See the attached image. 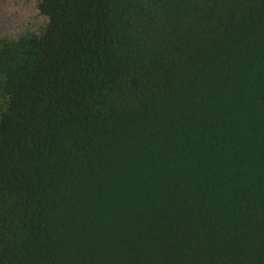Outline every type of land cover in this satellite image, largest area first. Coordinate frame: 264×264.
<instances>
[{"label": "trees", "instance_id": "1", "mask_svg": "<svg viewBox=\"0 0 264 264\" xmlns=\"http://www.w3.org/2000/svg\"><path fill=\"white\" fill-rule=\"evenodd\" d=\"M0 26V264H264V0H38Z\"/></svg>", "mask_w": 264, "mask_h": 264}, {"label": "rangeland", "instance_id": "2", "mask_svg": "<svg viewBox=\"0 0 264 264\" xmlns=\"http://www.w3.org/2000/svg\"><path fill=\"white\" fill-rule=\"evenodd\" d=\"M47 17L40 14L37 0H0V26L3 36H17L26 29L38 31Z\"/></svg>", "mask_w": 264, "mask_h": 264}, {"label": "flooded vegetation", "instance_id": "3", "mask_svg": "<svg viewBox=\"0 0 264 264\" xmlns=\"http://www.w3.org/2000/svg\"><path fill=\"white\" fill-rule=\"evenodd\" d=\"M37 8H38V0H37ZM38 10H39V8H38Z\"/></svg>", "mask_w": 264, "mask_h": 264}]
</instances>
